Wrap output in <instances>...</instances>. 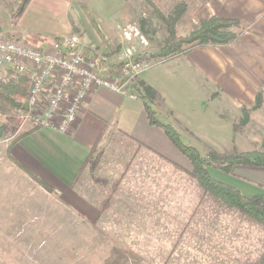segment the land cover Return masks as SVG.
<instances>
[{"label":"rangeland","instance_id":"1","mask_svg":"<svg viewBox=\"0 0 264 264\" xmlns=\"http://www.w3.org/2000/svg\"><path fill=\"white\" fill-rule=\"evenodd\" d=\"M20 1L0 0L1 35L20 29L26 40L42 45L56 35L75 33L104 72L118 66L123 50L122 24L135 23L141 29L149 40L146 53L153 60L156 58L151 53L160 48L167 36L165 25L153 8L173 15L183 2L185 9L176 21V31L188 35L199 24L196 14L200 7L209 0H31L17 20ZM157 66L149 70H156ZM7 69L0 68V78ZM138 80L139 76L133 87ZM133 87L131 91L135 92ZM216 91L220 92L219 88ZM259 92V107L252 108L254 99L252 106L245 107L246 111L240 107V112L232 115V131L229 127L218 130L210 125L207 130L193 125L185 127L179 119L188 124V116H180L178 111L170 115L177 125L169 122L184 142L196 146L202 154L210 150H264V89ZM227 115L224 117L229 118ZM19 122V117L17 122H0V137L9 141L24 130ZM98 148L99 157L92 172L86 165L76 181L82 199L90 204L81 201L83 210L74 211L73 219L70 214L65 219L48 221L43 227H0V264L258 262L253 260L264 245V230L200 190L189 174L192 165L184 155L179 153L176 157L164 148H156L180 166L174 167L115 131ZM124 168L122 182L113 191L109 182ZM99 194L109 196L110 205L93 210Z\"/></svg>","mask_w":264,"mask_h":264},{"label":"crops","instance_id":"2","mask_svg":"<svg viewBox=\"0 0 264 264\" xmlns=\"http://www.w3.org/2000/svg\"><path fill=\"white\" fill-rule=\"evenodd\" d=\"M196 15L235 17L248 30L228 45L196 46L165 61L153 59L139 80L155 90L151 100L159 120L177 125L170 115L178 111L188 116V124L179 119L185 127L207 130L210 125L232 131V115L240 107H250L264 89V0H209ZM5 32L24 34L20 29ZM153 66L158 68L149 70ZM113 131L157 156L162 155L157 147L180 155L162 129L149 123L141 97L93 88L69 132L35 128L10 147L12 138L0 137V227H43L70 214L73 219L74 211L83 210L81 201L89 203L76 185L82 164L90 149L102 145ZM210 172L245 195L264 194L262 166L235 165L229 173ZM75 217L78 221L79 213Z\"/></svg>","mask_w":264,"mask_h":264},{"label":"trees","instance_id":"3","mask_svg":"<svg viewBox=\"0 0 264 264\" xmlns=\"http://www.w3.org/2000/svg\"><path fill=\"white\" fill-rule=\"evenodd\" d=\"M29 1L31 0H21L19 2L15 14L17 20L25 11ZM148 2L153 5L152 2ZM179 7L181 8L179 10L175 9L173 15H165L160 12L159 9L156 10L153 8L163 21L167 33L160 48L151 53V56L157 60L165 61L174 58L196 46L228 45L235 41L241 33L248 30L245 26L241 25L240 21L235 17L211 15L207 18L200 19L198 26L190 31L188 35H179L176 31V21L185 9L183 2H181ZM132 85L131 87H133ZM133 88H135L134 90L137 96L141 97L144 102V108L149 123L159 126L168 140L191 163L192 168L189 174L195 180L200 190L217 203L235 209L264 230V194L253 196L245 195L236 186L214 178L210 172V170L214 169L223 173H229L235 165L264 167V150L255 148L232 149L227 152L210 150L202 154L196 146L186 143L181 139L179 131L173 124L161 121L157 118L151 100V97L155 94V90L151 86L145 84L142 80H138V83L134 84ZM27 98L28 86L26 78L8 68L4 76L0 78V122H17L20 112L27 108ZM260 102L261 93L259 92L256 95L255 103L252 108L259 107ZM246 110L247 109L243 107V111ZM32 130L33 129L22 130L11 139L8 147ZM2 132L3 126L0 124V134ZM138 145L147 148L142 143L138 142ZM98 149V146H94L90 149L82 164V169L87 165L89 166V171L92 172V166L99 157ZM159 156L172 166L180 168L175 161L162 155ZM124 167L127 168V166ZM125 168L118 173L114 180L109 182L113 191H116L119 184L122 182L123 175L126 171ZM92 177L94 178V174H92ZM43 186L46 187L45 185ZM97 204L99 209L108 207L110 205L109 196L106 194H99ZM254 261H258L255 264H264V245L257 258L253 260V263Z\"/></svg>","mask_w":264,"mask_h":264},{"label":"built area","instance_id":"4","mask_svg":"<svg viewBox=\"0 0 264 264\" xmlns=\"http://www.w3.org/2000/svg\"><path fill=\"white\" fill-rule=\"evenodd\" d=\"M123 50L117 68L102 71L77 34L56 35L42 45L23 36L0 34V68L26 78L27 108L20 112L19 127H49L69 132L89 92L105 87L135 96L134 80L153 63L146 51L147 36L135 23L120 26Z\"/></svg>","mask_w":264,"mask_h":264}]
</instances>
